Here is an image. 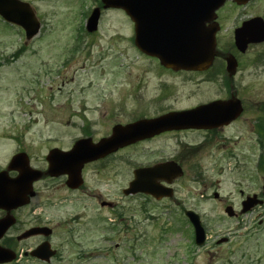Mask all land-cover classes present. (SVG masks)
I'll return each mask as SVG.
<instances>
[{
    "label": "rangeland",
    "instance_id": "1",
    "mask_svg": "<svg viewBox=\"0 0 264 264\" xmlns=\"http://www.w3.org/2000/svg\"><path fill=\"white\" fill-rule=\"evenodd\" d=\"M22 1L34 8L42 28L28 41L22 27L0 17V168L19 152L28 154L32 167L46 168L51 149L70 150L85 132H94L97 138L102 135L106 122L113 119L107 120V112L121 114L126 122L134 120V114L157 115L169 107H185L223 94L213 84L196 86L184 83L181 75L155 72L157 64L135 46L134 24L122 10H102L98 31L88 33V17L101 0ZM225 6L230 8L224 10L227 37L233 17L261 15L264 0L251 1L245 10L233 9L241 14L232 12L238 6L233 1ZM262 51L264 47H253L244 60H256ZM250 72L258 83L264 81V70L258 77L253 65ZM185 79L197 81L196 77ZM167 86L173 94L158 101L162 87ZM246 126L242 123L227 133L234 140L230 162L215 152L208 158L210 148L198 151L184 145L199 141L195 136H182V145L170 135L122 151L103 163L96 161L87 168V193L82 198L88 201H74L78 194L70 198L56 181L51 184L56 186L54 199L73 201H54L44 212L38 207L44 201H32L20 214L21 224L27 229L36 217L45 215L47 226H66L52 239L61 249L55 264H216L233 261L240 253L264 264V205L243 216L230 218L225 213L231 206L240 214L247 196L262 198L264 164L259 167L258 161L264 162V151L255 149L256 135ZM176 158L185 168L177 178L182 185L176 201L124 195L133 171ZM206 191L208 198L201 196ZM215 192L220 201L213 199ZM99 196L119 206L101 207ZM185 210L194 211L206 224L208 239L203 247L195 244ZM222 238L230 241L218 244ZM37 244L33 240L23 247ZM217 246L221 249L213 248ZM19 264L39 263L24 260Z\"/></svg>",
    "mask_w": 264,
    "mask_h": 264
},
{
    "label": "water",
    "instance_id": "2",
    "mask_svg": "<svg viewBox=\"0 0 264 264\" xmlns=\"http://www.w3.org/2000/svg\"><path fill=\"white\" fill-rule=\"evenodd\" d=\"M228 0H102L104 9H121L136 24L135 43L138 49L153 57H157L163 65L173 69L204 70L207 69L216 54V34L219 24L215 22L216 11ZM239 5L248 4L251 0H234ZM0 16L9 23L21 26L28 40L34 38L40 31L41 23L29 3L21 0H0ZM101 17V9L96 8L87 22V30L95 32L98 29ZM239 30V31H238ZM236 45L239 50L245 52L250 43L264 41V21L261 18L254 19L238 29ZM235 65V63H234ZM229 68H233L229 62ZM235 71H233L234 73ZM227 110L231 113L225 117V122L237 118L242 112L241 101L231 100ZM222 102L209 105V108H222ZM196 110L192 115L185 116L186 120L161 118L157 120H143L127 126H118L113 136L94 144L90 139L76 142L73 149L63 152L59 149L52 150L48 157L51 176L68 175V185L76 188L81 184V171L84 164L105 158L118 149L128 146L138 140L160 133L166 129L175 127H206L203 124L190 123L192 116L197 115ZM188 113V112H187ZM10 170H18L20 176L16 183L23 185V192L16 197L18 201H9L6 205L0 203V208L14 209L27 205L29 197L34 195L33 183L37 181L42 172L30 167V161L26 154L15 156L9 166ZM181 174V168L174 163L157 165L154 168H143L135 171V180L126 195L146 193L158 199L171 197L170 190L161 187L158 180L162 178H175ZM256 199H249L243 203V213L255 205L262 204ZM226 212L234 214L231 207ZM186 215L194 225L196 243L202 246L206 240V233L197 214L187 211ZM15 219L6 217L0 221V238L13 226ZM46 232V228L31 229L21 238ZM6 257L0 262L12 261L15 255L2 250ZM54 252L45 244L34 253L40 259L48 260Z\"/></svg>",
    "mask_w": 264,
    "mask_h": 264
},
{
    "label": "flooded vegetation",
    "instance_id": "3",
    "mask_svg": "<svg viewBox=\"0 0 264 264\" xmlns=\"http://www.w3.org/2000/svg\"><path fill=\"white\" fill-rule=\"evenodd\" d=\"M248 6H233L232 12L236 14H241V12H238L237 10L233 9H247ZM230 9L226 6L220 8V10L217 12L216 22L219 24V29L216 35V42H217V53L214 57V60L212 64L205 70H185V69H171L166 66H164L157 58L155 57H149L151 61H154L157 64V70L155 72H158L161 75H181L184 77V83L193 82L196 84V86H200L203 84H213L216 87L221 88L222 95L216 96L214 98L200 101L198 103L185 106V107H176V108H166L162 110L161 112L157 113V115H150V114H143V115H135L134 114V120L132 121H122V116L119 113H116L115 111L107 112L105 114V117L112 116L113 119L106 122V127L104 128V133L102 135H99V139L95 137L94 132L92 134H88L85 132L83 139H91L93 142H99L102 139L110 138L113 135L114 129L117 126L120 125H127L130 123H136L143 120H157V119H163V118H171L176 120H186L185 116L192 115L194 111L200 110L197 115L192 116L189 118L191 121L190 123L194 124H203V125H209V128H172L169 130H166L156 136L145 138L143 140H140L136 143L131 144L130 146H127L125 148H122L118 150L116 153L109 155L105 159L101 160L100 163L105 162L107 159H110L113 156L118 155L122 151L128 150V149H134V147L153 141L154 139L160 138L162 136H168L175 138L177 141H179L182 145L184 143L181 142L182 136L188 137V136H195V138H199V141L196 140L195 144H184L190 148H196L198 147V151L210 148L209 152L206 153V155H209L208 158L212 157V152H215L217 156L223 155V158L227 161L230 160L231 156L233 155V152L231 150L230 145L234 143V140L230 139V137L227 135L228 131L232 129L235 126H238L240 124L247 125L249 127V132L256 135V144L255 149H262L264 151V81L262 83H258L255 78V75H251L250 68L251 66H255L258 68L259 75L264 70V51H262L261 56L257 57L256 60H244V57L246 54L251 51L253 47L261 46L264 47V42L258 43V44H250L248 46L247 52H241L237 46H236V36L238 29L242 28L244 24L247 22H250L254 19L261 18L264 20V11L261 13V15L254 14L252 16H235L233 19L235 20L234 25L229 30V33L227 37L224 35V20L228 18V14L224 15V10ZM230 13V12H227ZM232 15V14H231ZM238 30V31H237ZM135 33H136V24L134 23V41H135ZM227 46V48L224 47ZM148 57V56H147ZM229 62L232 63L233 68H229ZM235 63V65H234ZM233 71H236L233 73ZM186 77H196L197 81L195 79H185ZM141 87H138L136 89L137 94L140 92ZM173 94V91L170 90V86L162 87V91L160 95L158 96V101H163L167 98H169ZM239 99L241 101L242 105V113L241 115L236 118L233 121L225 122L224 119L226 116H228L231 112L227 110L228 106L231 104V100ZM222 102L223 107H212L209 108L208 106L213 103ZM188 112V113H187ZM246 126V127H247ZM201 139V140H200ZM261 154L260 156H262ZM201 158V157H200ZM200 158L196 159V164H199ZM167 162H175L178 166L182 168V170L185 173V168L182 165L179 158L176 159H170L167 160ZM98 163V162H96ZM9 164L5 168H0V203H3L6 205L9 203V201H18L16 200V197L21 195L23 192V185L19 182L16 183L15 180H17L20 176V172L16 170H10ZM90 164H86L83 167V170L81 172V186L79 188H70L67 185L68 177L66 175L60 176V177H51L48 175H43L40 180L35 182L34 184V193L35 196L32 197L29 201H44L42 204H40L38 207L41 208V210L44 212L47 205H55L54 201H88V199L82 198V196L87 193L86 190V184L87 183V168ZM42 171H46V168H37ZM100 171H98L99 173ZM184 175V174H183ZM197 181H200L199 177H195ZM179 179H173L170 178V180H164L161 182V184L168 186L174 190L175 195L178 194L179 186L182 184H178ZM59 181L62 185V190H64L67 194H69L70 198H73V194H78L79 198H73V199H54V196L52 195V192L54 191L55 187L54 182ZM133 181H134V171H133ZM132 182V181H131ZM130 182V183H131ZM129 183V184H130ZM187 188V187H184ZM204 189L206 190L207 188ZM203 194V193H202ZM214 193L213 198L220 201L221 198H216ZM41 196L40 200H37V198ZM99 198V199H98ZM78 199V200H76ZM101 196L97 197V201L105 202L104 200H101ZM171 199H163L161 201H169ZM173 200V199H172ZM177 200V199H176ZM173 200V201H176ZM101 202V203H102ZM25 206V207H18L15 209H6V208H0V221L3 220L6 217H12L15 219L14 226H12L1 238H0V247L2 250L13 252L14 255H16V260L12 262H0V264H19L22 261H33L37 262L39 264H55L58 259L61 258V249H58L57 246H54L53 244V238L57 236V231L59 229H64L66 226L62 225L55 226L53 229L52 235L47 239L43 234L35 235L30 238L20 240L19 237L28 229H26L21 224V218L20 214L25 211L27 207H30L32 204ZM109 206L112 209L117 208V203H111ZM49 219L45 218V215L36 217V223L29 227V228H42V227H49L47 226V221ZM76 219H73L72 221H75ZM22 226L24 228H22ZM51 228V227H50ZM75 232V231H74ZM37 241V245L35 247H31L29 249H24V245L30 241ZM46 241H49L52 245V248L57 250V255L51 259L50 263H46L43 261L38 260L37 258H34L31 256V253L36 250L39 246H41ZM216 249H221L220 246L213 247ZM232 250V249H230ZM229 253V252H227ZM233 254H236L238 252L232 251ZM85 257V256H84ZM6 257L3 255L2 251H0V261L5 259ZM235 259L233 261H222L217 262L216 264H257L256 262H252L249 260V257L245 253H240L238 256L234 257ZM242 258H246V261H243Z\"/></svg>",
    "mask_w": 264,
    "mask_h": 264
}]
</instances>
